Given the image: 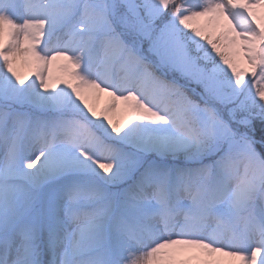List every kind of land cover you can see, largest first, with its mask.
<instances>
[{"label": "snow or ice", "instance_id": "1", "mask_svg": "<svg viewBox=\"0 0 264 264\" xmlns=\"http://www.w3.org/2000/svg\"><path fill=\"white\" fill-rule=\"evenodd\" d=\"M256 120L264 0H0V264H264Z\"/></svg>", "mask_w": 264, "mask_h": 264}, {"label": "rangeland", "instance_id": "2", "mask_svg": "<svg viewBox=\"0 0 264 264\" xmlns=\"http://www.w3.org/2000/svg\"><path fill=\"white\" fill-rule=\"evenodd\" d=\"M62 62H55L53 65H52V72H53V75L56 76V75H60V65H61ZM25 72H28L29 69H24ZM34 78V77H33ZM30 82V81H29ZM109 100V97L106 95V94H101L98 98V100H95L93 101L94 104L96 105L97 109L98 110H102L107 102ZM113 119L115 121H120L123 119V115H122V108H121V111L117 112V113H114L113 114ZM257 147V146H256ZM257 150H258V147H257ZM38 166V165H37Z\"/></svg>", "mask_w": 264, "mask_h": 264}, {"label": "trees", "instance_id": "3", "mask_svg": "<svg viewBox=\"0 0 264 264\" xmlns=\"http://www.w3.org/2000/svg\"><path fill=\"white\" fill-rule=\"evenodd\" d=\"M254 124H255V136L256 139L259 140L261 138V135L264 134L262 133V125L259 120H256ZM256 146L258 147L259 151L264 152V148H261L259 143Z\"/></svg>", "mask_w": 264, "mask_h": 264}]
</instances>
